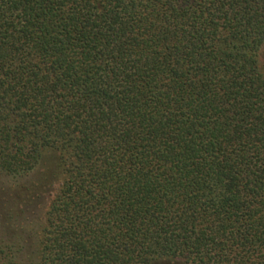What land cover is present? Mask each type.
<instances>
[{"label": "trees", "instance_id": "trees-1", "mask_svg": "<svg viewBox=\"0 0 264 264\" xmlns=\"http://www.w3.org/2000/svg\"><path fill=\"white\" fill-rule=\"evenodd\" d=\"M263 45L264 0H0V173L50 193L0 264H264Z\"/></svg>", "mask_w": 264, "mask_h": 264}, {"label": "rangeland", "instance_id": "rangeland-1", "mask_svg": "<svg viewBox=\"0 0 264 264\" xmlns=\"http://www.w3.org/2000/svg\"><path fill=\"white\" fill-rule=\"evenodd\" d=\"M259 62L264 72V45L259 52ZM43 171L41 162L34 170L24 176L11 177L0 173V224L3 223L0 225V229L4 231L3 233L10 231V236L16 231V234L20 236L18 241L24 252L21 251L23 253H19V256L23 260L33 257L34 234L42 222L50 200V193L48 190L44 191L47 188L39 186ZM27 187L26 196L21 199L22 205L17 206L22 211L18 223L3 221V218H7V214L12 211L15 198L19 196L18 192H22L23 188Z\"/></svg>", "mask_w": 264, "mask_h": 264}]
</instances>
